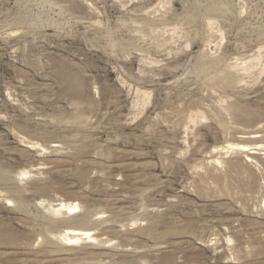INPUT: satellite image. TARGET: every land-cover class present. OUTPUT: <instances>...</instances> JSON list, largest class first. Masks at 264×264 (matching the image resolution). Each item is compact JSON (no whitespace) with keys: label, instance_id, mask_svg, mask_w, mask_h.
<instances>
[{"label":"rangeland","instance_id":"rangeland-1","mask_svg":"<svg viewBox=\"0 0 264 264\" xmlns=\"http://www.w3.org/2000/svg\"><path fill=\"white\" fill-rule=\"evenodd\" d=\"M0 235V264H264V0H0Z\"/></svg>","mask_w":264,"mask_h":264},{"label":"bare ground","instance_id":"bare-ground-1","mask_svg":"<svg viewBox=\"0 0 264 264\" xmlns=\"http://www.w3.org/2000/svg\"><path fill=\"white\" fill-rule=\"evenodd\" d=\"M258 132H252L249 135L251 136H256ZM234 145L238 146L240 150L244 151V152H248V154H253L255 153V148H249V145L247 144H241V143H235ZM247 154V155H248ZM221 163V162H220ZM25 173V172H24ZM50 206V213L53 215H57V214H66L69 211L74 212L75 210H77L78 208L80 209V204L78 203H72V202H68V201H58L55 204L49 203L48 204ZM23 206V205H22ZM21 205H19V207H22ZM63 219V218H62ZM69 218H64L63 220H57L56 218H51L49 221L50 226H55L56 224H58V221H65L68 222ZM62 223V222H61ZM48 228V227H47ZM52 229V228H50ZM48 234L46 236V241L52 244H62L63 245H67V244H72V243H76L78 241H85L86 243H93V242H100L102 243V239L100 238V234L96 233L93 228H91L90 226L87 227H83L82 226H70V227H64L63 230L60 231H48ZM1 236V235H0ZM3 238L8 241V242H13V237L12 236H5V237H0V239L3 240ZM22 247V246H21ZM126 247V246H125ZM120 249V248H119ZM28 254V253H27ZM33 255V254H32ZM117 258L121 259V260H126L129 257L133 256L132 251H130L129 249H120L118 250V252L116 253ZM113 257V256H112ZM110 258V257H109ZM35 259V262H38V260ZM53 260V259H52ZM25 261V260H24ZM54 261V260H53ZM52 261V262H53ZM41 262V261H39Z\"/></svg>","mask_w":264,"mask_h":264}]
</instances>
